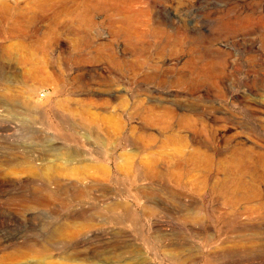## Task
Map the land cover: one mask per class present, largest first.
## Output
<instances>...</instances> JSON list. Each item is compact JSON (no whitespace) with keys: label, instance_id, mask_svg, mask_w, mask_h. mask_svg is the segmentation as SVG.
I'll return each instance as SVG.
<instances>
[{"label":"rangeland","instance_id":"obj_1","mask_svg":"<svg viewBox=\"0 0 264 264\" xmlns=\"http://www.w3.org/2000/svg\"><path fill=\"white\" fill-rule=\"evenodd\" d=\"M2 75L0 264H264V0H0Z\"/></svg>","mask_w":264,"mask_h":264},{"label":"bare ground","instance_id":"obj_2","mask_svg":"<svg viewBox=\"0 0 264 264\" xmlns=\"http://www.w3.org/2000/svg\"><path fill=\"white\" fill-rule=\"evenodd\" d=\"M4 6V5H3ZM33 55V54H32ZM28 56V55H27ZM34 56V55H33ZM24 60V64L25 66H29V69H28V74L25 73V78H30V77H33L35 80L38 79L39 75V70H40V67L38 66V64H36L33 59L31 57H28L26 59H23ZM21 64V63H18V65ZM23 64V65H24ZM22 66V65H21ZM24 66V67H25ZM5 73V72H3ZM10 76V75H9ZM41 78V76L39 77ZM43 78V77H42ZM50 78V77H49ZM17 79V78H16ZM11 82H14V80H10L7 76L5 75H2L0 76V99L1 98H4L5 100L4 101H0V105H6V106H15L19 100L18 98H15L13 97L12 95H10V83ZM60 104V103H59ZM58 104V105H59ZM64 106V105H62ZM60 106V107H62ZM137 106L140 107L141 106V101L137 102ZM59 106H57L58 108ZM59 107V108H60ZM156 109H153V112L151 111L150 112V116L152 118L155 117V114H156V117L162 113L161 109L159 110H156ZM67 155V154H66ZM181 156V154H179ZM62 156V155H61ZM69 155H67L68 157ZM185 161H189L191 162L193 165L195 166H203V167H209L210 164L212 163V160H213V156L208 154V153H205L203 152L201 155L200 153H195V154H191L188 158H183ZM66 160V159H65ZM71 160V159H70ZM157 161H158V157L154 156V155H150L148 158H147V161H146V164H145V172L148 171L149 173V170L150 169H153L156 164H157ZM237 183L240 184V182H238L237 180ZM238 184H231V187H232V190L234 193H237L239 192V189H240V185ZM83 194V193H82ZM80 198V197H79ZM151 206V205H150ZM108 211H113L112 209L108 208ZM107 212V211H106ZM87 218V217H86ZM92 219V218H91ZM94 219V218H93ZM86 220V219H85ZM74 254V253H73Z\"/></svg>","mask_w":264,"mask_h":264},{"label":"built area","instance_id":"obj_3","mask_svg":"<svg viewBox=\"0 0 264 264\" xmlns=\"http://www.w3.org/2000/svg\"><path fill=\"white\" fill-rule=\"evenodd\" d=\"M43 95H41V97H42Z\"/></svg>","mask_w":264,"mask_h":264}]
</instances>
